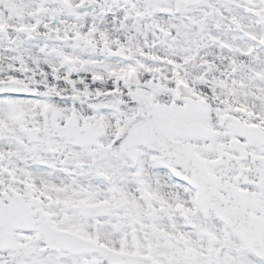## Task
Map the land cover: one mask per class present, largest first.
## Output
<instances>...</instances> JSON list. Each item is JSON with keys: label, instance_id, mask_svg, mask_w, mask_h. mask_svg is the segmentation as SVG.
<instances>
[{"label": "snow or ice", "instance_id": "snow-or-ice-1", "mask_svg": "<svg viewBox=\"0 0 264 264\" xmlns=\"http://www.w3.org/2000/svg\"><path fill=\"white\" fill-rule=\"evenodd\" d=\"M0 264H264V0H0Z\"/></svg>", "mask_w": 264, "mask_h": 264}]
</instances>
